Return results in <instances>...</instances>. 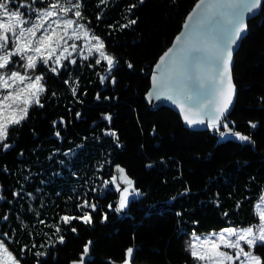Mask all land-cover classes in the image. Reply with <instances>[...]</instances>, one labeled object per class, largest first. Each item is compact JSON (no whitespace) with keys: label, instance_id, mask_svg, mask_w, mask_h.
<instances>
[{"label":"trees","instance_id":"obj_1","mask_svg":"<svg viewBox=\"0 0 264 264\" xmlns=\"http://www.w3.org/2000/svg\"><path fill=\"white\" fill-rule=\"evenodd\" d=\"M197 2L144 0L129 12L137 0H82L81 22L104 41L117 63L103 83L106 63L97 65L94 58L74 57L77 64L59 75L44 68L38 73L45 77L44 107L33 105L28 119L10 129L13 147L0 150V238L21 264H73L88 242L87 264H122L129 247L134 249L131 264H196L188 248L194 233L204 236L259 223L255 207L264 196V8L249 22L235 56L238 95L227 118L233 132L250 135L254 143L220 142L219 131L211 128L189 130L172 110H154L145 100L154 66ZM130 19L137 22L121 27ZM105 114L111 115V123L103 119ZM249 122L257 127L252 129ZM117 165L139 192L121 214L114 210L119 193L104 183L122 175ZM83 199L99 205L93 223L64 224L62 216L80 215L76 205ZM104 212L108 219L101 222ZM37 252L45 255L38 257ZM258 254L264 256V247Z\"/></svg>","mask_w":264,"mask_h":264},{"label":"snow or ice","instance_id":"obj_2","mask_svg":"<svg viewBox=\"0 0 264 264\" xmlns=\"http://www.w3.org/2000/svg\"><path fill=\"white\" fill-rule=\"evenodd\" d=\"M41 6L34 7L37 3ZM144 0H137L128 7V11L143 4ZM206 0H200L196 9H201ZM231 8L230 14L217 12L211 22L215 29L214 51L210 57L212 64L210 74L207 79L197 78L193 84V95H188L189 100L203 95L211 90L214 98L201 104L196 109L188 108L182 101L179 103L180 111L183 113L184 122L189 125H204L211 129L219 130L221 122L227 133L238 138L241 142L254 143L250 135L233 132L228 127L226 114L232 104L235 96V85L231 75V57L232 48L236 45L241 33L246 32L247 24L245 22L246 14H254L256 11L264 8V0H228L227 3L221 0H213L207 4V10ZM82 0H0V150L7 151L13 147L9 140L10 129H16L28 119L29 109L36 105L44 107L41 103V96L46 92L45 77L43 74H37V69L41 65L52 73L59 75L61 70H67L70 65L77 64L73 58L74 54L88 60L90 56L98 54L95 64L106 61V73L111 74L117 61L115 57L105 51L104 41L96 35H92L83 23H80L83 17ZM197 16L193 12L187 17L189 22ZM137 21L130 19L128 23L121 25L123 28L130 27ZM200 21H198V24ZM185 28L189 24L184 25ZM94 41L95 43L86 44L87 55L81 49V46L75 41L78 40ZM181 42V36L176 37V43ZM175 47V46H174ZM200 48H193L192 53L197 54ZM173 54V49H169L164 56L160 58L156 68L159 69L166 63L169 56ZM129 68L132 65L129 63ZM108 78V75L101 76V82ZM68 83V81H65ZM115 83V79H112ZM154 87L157 86V77L153 75ZM73 95L76 94V88L71 89ZM55 95V93H53ZM152 92L148 97H152ZM158 98V97H157ZM171 99V97H169ZM99 99V95H97ZM207 109V112L205 111ZM77 113V117H79ZM103 119L111 123V115L105 114ZM63 123V120H61ZM234 123V122H233ZM250 127L255 129L257 124L249 122ZM56 122H53L55 128ZM155 131V130H153ZM118 140L115 131L106 133ZM60 136L59 131L55 133ZM219 135L224 137L225 132ZM22 155V153H21ZM150 166V165H149ZM116 169L122 174L119 178L115 175L105 185L112 184L115 191L120 193L115 212H122L129 203V197L134 193L139 195L135 188V181L126 174L125 169L116 166ZM121 180L125 187L117 181ZM95 191V189H93ZM19 195V193H14ZM3 197H0L2 199ZM257 208L262 206L257 204ZM99 208V205L83 199L76 205L80 215H64L60 219L64 224L70 225L73 221L81 222L85 225L93 223V213ZM108 209L112 210L113 205L109 204ZM227 215V213H225ZM7 219V216L4 217ZM108 219L107 212L102 213L101 222ZM259 223L248 227H226L220 232H212L206 237L194 236V242L189 244L191 256L195 261L202 264H264V256L258 254V250L264 247V211L259 212ZM43 223V221H41ZM56 228V232H60ZM75 233V227L71 228ZM7 233L4 237H7ZM60 243H63L64 237H59ZM88 242L84 246L83 254L79 262L73 264H84L83 256L87 255L89 250ZM23 251V249H21ZM134 249H126L125 258L122 264H131ZM39 257L45 253L37 252ZM0 264H21L20 259L13 254L5 244L4 239H0ZM37 264H40L37 260ZM115 264V262H113Z\"/></svg>","mask_w":264,"mask_h":264},{"label":"water","instance_id":"obj_3","mask_svg":"<svg viewBox=\"0 0 264 264\" xmlns=\"http://www.w3.org/2000/svg\"><path fill=\"white\" fill-rule=\"evenodd\" d=\"M213 0H206L204 6L201 9H196V5L200 3V0L195 4L192 11L188 14L191 15L193 12L197 13V16L194 17L193 21L189 22L187 17L182 26L180 33L177 36H181V42L176 43V38L174 39L172 45L169 49H173V54L169 56L166 60V63L162 65L159 69L156 68V65L159 63L160 58L169 50H167L157 61L154 66L153 73L151 76V86L149 92H152V97L149 98L148 94L145 97L147 104L154 110H159L161 108H168L177 114L183 125L192 131H203L208 129L207 126V116H205L206 123L204 125H187L183 120V113L180 111L179 103L182 101L188 108L196 109L201 104L206 103L208 100L214 98V94L211 90L206 91L203 95L189 100L188 95H193V84L197 78L207 79L210 74L212 64L210 62V57L214 51L215 44V29L214 25L211 22L212 18L216 16L217 12H223L225 15L231 13V8L223 9H211L207 10V4L212 3ZM221 2L227 3L228 0H221ZM263 9V8H262ZM261 10L256 11L254 14H246L245 22L247 24L246 32L241 33L240 38L238 39L236 45L232 48V57H231V75L233 79V70L235 66V56L238 53L243 40L247 37L249 32V22L257 17L262 12ZM198 21L200 23L198 24ZM188 23L189 27L185 28L184 25ZM176 36V37H177ZM175 46V47H174ZM193 48H200L201 51L197 54L192 53ZM153 75L157 77V86L154 87L153 84ZM235 85V83H234ZM236 89V86H235ZM148 92V93H149ZM238 91L236 89L235 96L233 98L232 104L229 108L226 118H228L236 105ZM158 97V98H157ZM171 97V99L169 98ZM207 112V109H205ZM223 121L221 122V125ZM119 175V174H118ZM116 175V176H118ZM120 175L118 176V178ZM121 180L118 179L117 182ZM122 188L125 187L122 182ZM1 192V187H0ZM1 197V196H0ZM3 203V199H0V206ZM89 255L83 258L84 264H87Z\"/></svg>","mask_w":264,"mask_h":264},{"label":"rangeland","instance_id":"obj_4","mask_svg":"<svg viewBox=\"0 0 264 264\" xmlns=\"http://www.w3.org/2000/svg\"><path fill=\"white\" fill-rule=\"evenodd\" d=\"M39 6H41L40 5V3L38 2L36 5H34V7H39ZM80 23H82L81 21H80ZM84 24V23H83ZM90 33H91V31H90ZM92 35H93V33H91ZM77 44H79L80 46H81V49L84 51V54L85 55H87L88 53H87V48H86V44H88V43H95L94 41H85V40H83V39H81V40H78V41H75ZM105 51H106V49H105ZM107 52V51H106ZM74 57H80V56H77V55H75L74 54V56H73V58ZM80 58H82V57H80ZM89 58H94V59H97L98 58V54H96L95 56H90ZM101 62H105L106 63V61H101ZM106 67H107V64H106ZM44 68H46L45 66H43V65H41L40 67H38V69H37V74L38 73H40V72H43L44 70ZM114 68V67H113ZM113 70V69H112ZM105 75H108L109 76V74H107L106 73V71L104 72V74L102 75V76H105ZM229 127V126H228ZM230 128V127H229ZM231 129V128H230ZM219 133L220 132H225L226 133V135L224 136V137H221L220 135H219V141L220 142H222V141H226V140H229V139H232V140H237V141H239L238 140V138H236L235 136H233V135H231L230 133H227V131H226V129H224V127H223V124L221 125V127L219 128ZM119 196H120V193H119ZM139 197V195H137V194H133L132 196H130L129 197V203H130V201L131 200H133V199H135V198H138ZM129 203H128V205H129ZM257 204H259V205H261L262 207L261 208H257V207H255V209H256V213H257V215H258V218H259V212L260 211H264V196L259 200V202L257 203ZM256 204V205H257ZM128 208V206L123 210V211H125L126 209ZM123 211L122 212H120V214L121 213H123ZM260 222V221H259ZM196 236H200V235H196ZM207 235H204V236H200L201 238H204V237H206ZM1 239V238H0ZM192 242H194V236H192L191 237V239H189V241H188V246H189V244L190 243H192ZM7 246V245H6ZM189 248V247H188ZM189 251H190V253H191V250H190V248H189ZM196 264H202V262H198V261H196Z\"/></svg>","mask_w":264,"mask_h":264}]
</instances>
